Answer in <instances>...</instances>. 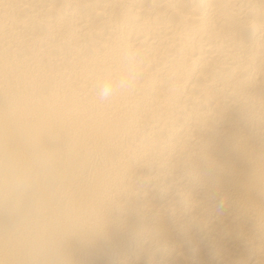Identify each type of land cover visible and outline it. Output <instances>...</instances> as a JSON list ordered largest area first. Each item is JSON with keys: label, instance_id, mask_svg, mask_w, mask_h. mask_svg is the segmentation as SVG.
<instances>
[{"label": "bare ground", "instance_id": "6f19581e", "mask_svg": "<svg viewBox=\"0 0 264 264\" xmlns=\"http://www.w3.org/2000/svg\"><path fill=\"white\" fill-rule=\"evenodd\" d=\"M0 264H264V0H0Z\"/></svg>", "mask_w": 264, "mask_h": 264}, {"label": "clouds", "instance_id": "9594fccd", "mask_svg": "<svg viewBox=\"0 0 264 264\" xmlns=\"http://www.w3.org/2000/svg\"><path fill=\"white\" fill-rule=\"evenodd\" d=\"M127 51H128L127 49L124 50L122 55H126ZM137 54H139L138 51H137ZM138 79H139V74L131 77V80H134V81H137ZM118 87L123 90L128 89L130 87L128 83V78H122L120 80ZM116 95H117V89L113 87V84L111 81H107L105 83V86L99 92V99L101 102H107L113 99Z\"/></svg>", "mask_w": 264, "mask_h": 264}]
</instances>
